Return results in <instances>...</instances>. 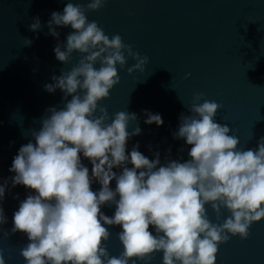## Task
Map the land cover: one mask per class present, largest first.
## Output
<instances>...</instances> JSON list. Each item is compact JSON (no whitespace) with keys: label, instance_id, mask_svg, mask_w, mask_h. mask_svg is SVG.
Wrapping results in <instances>:
<instances>
[{"label":"clouds","instance_id":"obj_1","mask_svg":"<svg viewBox=\"0 0 264 264\" xmlns=\"http://www.w3.org/2000/svg\"><path fill=\"white\" fill-rule=\"evenodd\" d=\"M106 3L90 0L86 7L97 11ZM47 26L57 39V27L73 30L66 43L54 48L58 61L67 63L77 52L81 59L45 85L49 93L61 90L66 103L47 110L42 127L31 133L34 142L21 146L13 159L9 172L15 175L0 183V204L9 183L34 190L12 219L11 232L24 233L29 241L20 250L25 264H150L158 252L162 264H216L221 243L230 236L247 239L251 225L264 219V137L257 148L240 150L229 126L216 122L221 105L198 93L173 133L191 146L189 159L161 164L158 151L150 160L138 150L139 143L128 152V141L142 131L128 130L137 115L118 112L108 123L107 109L99 102L120 82L117 65L124 68L131 58L136 63L128 72L143 71L148 57L118 34L110 39L79 4L68 2L63 12H53ZM39 29L36 17L30 30ZM145 116L148 125L164 124L159 113L145 111ZM93 184L99 190L93 191ZM113 205L112 216L101 210ZM206 205L217 219L222 209L230 215L221 224L212 223ZM6 223L0 206V225ZM109 226L122 229L118 257L106 247ZM0 264H6L2 250Z\"/></svg>","mask_w":264,"mask_h":264},{"label":"water","instance_id":"obj_2","mask_svg":"<svg viewBox=\"0 0 264 264\" xmlns=\"http://www.w3.org/2000/svg\"><path fill=\"white\" fill-rule=\"evenodd\" d=\"M68 2L82 5L87 19L97 22L110 39L118 34L133 51L148 57L143 71L128 72L136 63L131 58L124 68L117 65L120 82L99 102L107 109L108 123L118 112L137 115L128 130L142 131L128 141V152L139 143L138 150L150 160L158 151L161 164L167 159H189L191 146L173 133L181 114H190L198 93L221 105L216 122L229 126L240 150L257 148L264 137V0H107L97 11L87 10L90 0H0V183L15 175L9 172L13 159L21 146L34 142L31 133L42 127L47 110L62 109L66 103L61 90L49 93L45 85L81 59L77 52L67 63L58 61L54 48L66 43L73 30L57 27V39L47 26L51 14L63 12ZM36 17L41 29L34 32L30 25ZM145 111L161 114L164 124H146ZM82 162L91 174L90 163L83 157ZM110 186L115 189V181ZM99 188L92 185L93 191ZM30 191L34 194L23 185L13 188L9 183L0 204L7 217V223L0 225L6 264H25L20 250L29 241L24 233L13 234L11 229L13 214ZM205 207L215 224L230 215L222 209L217 219L211 206ZM101 210L112 216L115 206ZM121 230L109 226L111 236L105 243L111 256L123 251L117 235ZM162 256L155 253L150 264H162ZM216 264H264V219L251 225L247 239L230 236L221 243Z\"/></svg>","mask_w":264,"mask_h":264}]
</instances>
